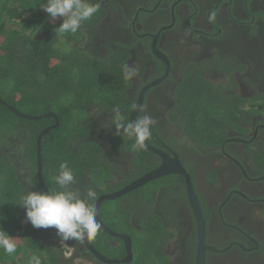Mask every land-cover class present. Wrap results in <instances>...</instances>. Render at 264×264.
<instances>
[{"label":"flooded vegetation","instance_id":"af4514ba","mask_svg":"<svg viewBox=\"0 0 264 264\" xmlns=\"http://www.w3.org/2000/svg\"><path fill=\"white\" fill-rule=\"evenodd\" d=\"M99 2V12L91 21L82 22L67 47L102 56H109L111 48L127 50L130 56L126 64L139 69L133 87L127 90L135 101L134 110L141 104L137 118L149 115L157 123L146 141L151 149L144 147V167L139 169L133 164L138 155L113 133L110 109L88 108L87 140L97 144V155L114 178L106 190L129 183L104 193L105 188L80 177L72 187L82 193L91 189L94 199L90 202L95 206L103 194L119 192L159 168L166 156L170 163L179 160L200 202L206 229V264H264V0ZM40 11V15L48 16L42 8ZM29 16L26 13L22 20ZM50 20L62 22L61 18ZM195 76L212 82L230 100L244 101L233 107L238 112L234 116L237 121L227 127L221 145L190 143L188 134L172 120L182 115L173 113L179 87ZM199 114L207 116L205 111ZM171 176L177 182L159 187L153 206L144 202L136 206L126 194L122 196L126 198L122 210L133 211L136 221L158 215L170 235H175L165 250L171 263L196 264L198 224L188 197H184L187 184L183 176ZM112 210L121 211L119 207ZM104 234L107 246H126L123 239ZM67 243L85 259L94 260L83 243L71 239ZM105 250L106 254L111 252L108 247Z\"/></svg>","mask_w":264,"mask_h":264},{"label":"trees","instance_id":"16d2710c","mask_svg":"<svg viewBox=\"0 0 264 264\" xmlns=\"http://www.w3.org/2000/svg\"><path fill=\"white\" fill-rule=\"evenodd\" d=\"M40 1L0 0V100L20 114L39 118L19 117L0 103V228L17 243V251L11 256L0 249V264H28L33 255L39 257L41 264H84L76 260L85 257L63 241L54 228H34L26 218L25 209L19 205L23 190L44 191L38 179L39 136L51 128L41 141L43 182L48 191L59 190L53 177L62 162H67L73 170L76 181L87 177L96 187L105 188L104 193L129 183L106 190L108 182L114 178L98 157L97 144L87 140L89 120L85 118L90 107L110 109L113 133L123 139L128 150L138 155L133 164L139 169L144 167L147 152L144 148L135 149L134 140L116 129L121 119L131 121L136 105L127 92L133 83H126L122 78V66L130 53L123 47L111 48L109 56L84 54L78 48H68L76 33L56 35L55 28L62 22L55 24L48 16L40 15L39 6L43 3ZM26 13L30 16L22 20ZM65 38L67 42H63ZM60 44L65 46L60 47ZM195 78L188 77L179 87L173 113L179 111L182 115L173 116L172 120L188 134L190 143L221 145L227 127L237 121L234 116H238V112L233 107L244 101L236 103L212 82ZM202 111L207 116L201 117ZM96 176L99 182L94 181ZM161 181L164 183L160 184ZM174 182L177 180L171 175L154 180L127 194V199L136 202V206L141 202L153 206L158 188ZM153 184L151 190L144 191ZM184 197H188L187 189H184ZM117 201L119 198L114 200ZM108 204L107 201L101 206L100 217L115 232L130 236L133 259L128 264H172L165 250L175 235L172 232L170 235L158 215L151 214L149 221H136L133 211L122 210L124 204L121 211L109 209L106 214ZM106 237L100 229L90 242L104 256L118 261L127 257L126 246H107ZM60 242L74 249L71 257H66ZM106 246L111 250L109 254H106ZM90 263L104 264L96 258Z\"/></svg>","mask_w":264,"mask_h":264},{"label":"clouds","instance_id":"9594fccd","mask_svg":"<svg viewBox=\"0 0 264 264\" xmlns=\"http://www.w3.org/2000/svg\"><path fill=\"white\" fill-rule=\"evenodd\" d=\"M39 7L46 11L50 19H62V23L55 28V34L60 36L77 33L82 22L91 20L99 12L101 4L99 0H43ZM138 74L137 67L131 64L122 66V78L126 83L132 82ZM156 123L153 117L141 115L130 122L121 119L116 129L123 136L134 140L135 149H143L145 141L151 138ZM53 179L59 190L22 191L19 205L25 209L27 220L37 229L54 228L63 241L94 240L101 225L90 202L94 199L93 191L88 189L86 193H82L72 187L76 183V177L67 162L59 165L58 174ZM0 249L8 256L17 251L15 238L3 228H0ZM28 264H41V261L38 256L33 255L29 258Z\"/></svg>","mask_w":264,"mask_h":264},{"label":"water","instance_id":"95a60500","mask_svg":"<svg viewBox=\"0 0 264 264\" xmlns=\"http://www.w3.org/2000/svg\"><path fill=\"white\" fill-rule=\"evenodd\" d=\"M142 98V97H141ZM142 100V99H141ZM0 103L7 106L12 112H14L16 115L19 117H24L26 119H31V120H38L39 118H34V117H29L23 114H20L17 112L14 108L8 106L7 104L3 103L0 100ZM141 104L140 102L138 103L136 109L134 110L132 116H131V121L137 119V115L140 111ZM50 116V115H49ZM56 127V126H55ZM51 131V128L46 129L38 138L37 141V165H38V179L39 183L41 184V187L43 188L44 191H48V189L45 187V184L43 182V169H42V157H41V141L42 138L48 134ZM145 148H150L147 142L145 141ZM151 149V148H150ZM160 153V152H157ZM165 157V156H163ZM164 163L157 168L156 170L146 174L145 176L141 177L139 180L133 182L132 184L128 185L124 189L120 190L119 192L112 193V194H103L96 202L95 205V211H96V217L98 222L101 225V230L104 233H107L109 235L121 238L125 241L126 244V250H127V257L121 261L117 260H110L107 259L103 254H101L90 241H84L81 242L83 245L88 249V251L92 254L94 258H96L99 262L105 263V264H128L132 261L133 259V254H132V248H131V238L129 235L126 234H118L114 233L111 231L101 220L100 217V208L103 205L104 202L106 201H114L126 194H128L131 191H134L136 189H139L148 183L163 178L167 177L172 174H177L180 176H183L185 178L186 184H187V195H188V200L190 202V205L192 207L194 216L196 218L197 224H198V240H199V245H198V253H197V259H196V264H206V250L207 246L205 244V222L204 218L202 215V210L200 206V202L198 199V196L195 192L194 186L190 180V177L186 170L183 168L179 160H174L173 163H170L168 161V157L166 156L164 158Z\"/></svg>","mask_w":264,"mask_h":264},{"label":"rangeland","instance_id":"374dc122","mask_svg":"<svg viewBox=\"0 0 264 264\" xmlns=\"http://www.w3.org/2000/svg\"><path fill=\"white\" fill-rule=\"evenodd\" d=\"M90 21H91V20H90ZM174 117H175V116H174ZM93 179H94V181L99 182V179L97 178V176H96L95 178H93ZM162 183H164V181H161L160 184H162ZM153 186H155V184H153V185H151L150 187L146 188L144 191L151 190ZM117 189H118V188H117ZM121 198H122V197H121ZM121 198H119V201H117V202H114V201H108L109 204L107 205L106 210H105L106 214L109 212V209L112 210L114 207H119L120 209H122V208H121V205H123L124 201H120ZM106 202H107V201H106ZM61 246H62V248H64V250H66V257H71L72 254H73V252H74V249L71 248V247H69V246L66 245V244H62ZM76 262H77V263H84V264H92V263H90V260L85 259V258L77 259Z\"/></svg>","mask_w":264,"mask_h":264},{"label":"bare ground","instance_id":"6f19581e","mask_svg":"<svg viewBox=\"0 0 264 264\" xmlns=\"http://www.w3.org/2000/svg\"><path fill=\"white\" fill-rule=\"evenodd\" d=\"M149 146H151V145H149ZM170 159V158H169ZM185 168V167H184ZM187 172V171H186Z\"/></svg>","mask_w":264,"mask_h":264}]
</instances>
